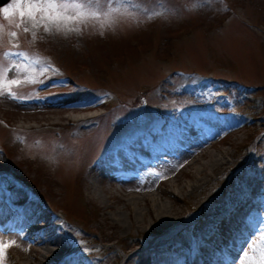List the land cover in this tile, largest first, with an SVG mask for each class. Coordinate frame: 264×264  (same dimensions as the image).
Instances as JSON below:
<instances>
[{
    "label": "rangeland",
    "instance_id": "obj_1",
    "mask_svg": "<svg viewBox=\"0 0 264 264\" xmlns=\"http://www.w3.org/2000/svg\"><path fill=\"white\" fill-rule=\"evenodd\" d=\"M113 7L120 11L108 19L101 17L86 26L80 25V31L68 34L55 30L45 32L43 27L33 29L29 22L21 23L18 17L7 18L6 22L0 23V44L10 43L0 46V61H3L0 66L9 69L8 79L32 81L13 86V93L29 94L30 90L32 96L41 98L46 96L47 90L72 92L70 87H64L69 85L68 82L40 86L48 81L75 80L79 83L75 94L103 98L104 104H99L98 110L108 108L106 112L90 118L88 126L81 129L80 122L73 117L80 110L74 107L70 112L61 109L56 106L57 99L53 103L22 106L0 95V117L7 124L33 128L38 133H53L57 128L62 131L61 136L52 134L57 138L56 141L51 140L53 143L41 144L39 140L35 144L33 137L28 136L29 142L21 144L14 137L17 130L1 123L0 143L7 155L0 153V172L19 179L11 171L16 172L29 182L45 201L56 207L52 211L59 215L60 223L72 220V230L77 232L76 223L80 221L95 233L92 239L110 244L108 253L105 250L106 254L100 259L95 254L97 248L94 243L81 244L82 249L89 251L95 264H129L133 257L128 258L142 250L134 251L141 245L134 242L142 232L157 235L160 240L164 237L161 232L181 222L185 216L191 214L193 218L197 213L208 211L218 212L220 219L229 218L230 227L226 233H240L237 237L231 236L232 239L240 238L237 247L244 248L240 256L231 261V264H239L243 252L251 248L241 235H252L250 240L254 241L257 233L247 229L239 231V221L235 218L241 215L235 216L234 206L239 202L235 191L244 185V181L240 178L234 184L226 174L230 168L240 164L241 159L246 160L248 150L243 148L244 144L250 143L257 148L256 143L260 139L254 142V138L264 137V131L261 132L263 121L231 129L220 136L216 135L218 129H212L213 136L199 150L188 152L179 148L176 153H170L171 157L160 158L156 162V157L164 156L158 155L151 160L152 164L139 167V175L134 167L129 171L109 173L104 169L100 175L98 169H90L89 162L100 145H104L106 133L110 136L108 145H117L123 136L129 137L138 130L137 122L119 126L120 121L136 119L145 127L156 122L171 130L176 123L189 121L191 117L201 126L225 127L234 118L247 115L252 101L264 96V88L257 92L238 90V101L237 94L232 93L235 102L228 87H214L198 97L183 92L175 94L171 89L175 81H179L177 85L180 86L183 81L195 80V72H199L202 78L236 80L242 85L264 87V0H128L127 4H114ZM17 23H21L20 28L16 27ZM24 27H28L29 32H24ZM12 31L17 32L16 37L10 35ZM11 44L29 46L23 49ZM9 51H22L29 61L39 59L37 68L40 75L31 69L17 72L11 68L10 61L3 56ZM14 59L13 64H29L18 57ZM175 71L183 81L177 76L172 82L167 80ZM159 91H164L165 95L161 96ZM141 97L151 105L133 106L132 100ZM65 98L74 100L72 96ZM116 98L122 101L123 111L115 109ZM64 111H67L65 115ZM75 120L76 124L70 127ZM89 127L92 130L87 129ZM94 130H97L96 134ZM118 135L123 136L119 138ZM148 135L137 132L135 136L144 140ZM261 144L264 147V138ZM141 153L146 152L141 150ZM177 153V157L172 155ZM124 158L130 159L126 155ZM171 159L173 161L169 163ZM263 161L264 157H261L249 167L257 168ZM154 165H166L162 168L165 175L150 179ZM127 179L136 182H128ZM118 180L122 182L118 183ZM21 182L25 184L23 180ZM261 183V178H256L254 188L257 189ZM15 188L12 195L20 196L22 190L24 192L22 187V190ZM4 194L0 191V197ZM156 201L162 207H156ZM230 203H233V208L229 207ZM165 209V215L158 214L157 210ZM255 209L257 213L262 211L259 205ZM139 210L143 212L140 215L137 214ZM47 234L50 239L61 241L57 243V252L41 262L28 256V249L14 235L8 237V241L16 242L17 249H11L16 264H25V260L31 264H50L54 257L67 249L62 238L55 233ZM132 238L134 240L129 241ZM116 247L121 249V260L113 252ZM38 248L40 246L35 248L36 252L40 250ZM187 248L184 243L179 250L183 257ZM206 254L207 258L200 264H207L211 254ZM253 255L251 252L243 258L252 260ZM141 259L149 260V257H139L137 261ZM135 262L131 261V264Z\"/></svg>",
    "mask_w": 264,
    "mask_h": 264
},
{
    "label": "snow or ice",
    "instance_id": "obj_2",
    "mask_svg": "<svg viewBox=\"0 0 264 264\" xmlns=\"http://www.w3.org/2000/svg\"><path fill=\"white\" fill-rule=\"evenodd\" d=\"M128 0H10L7 7H0V14L5 18L18 17L21 23L29 22L33 29L43 27L45 32L55 30L60 33L68 34L72 31H80V25H87L90 21H99L101 17L108 19L114 12L120 11L114 4H127ZM105 5L107 7L105 8ZM21 23L16 27L20 28ZM74 25V27H70ZM24 32H29L28 27H24ZM103 34V32H101ZM12 37L17 36L16 31L10 33ZM3 56L18 57L22 61H28L29 66L32 63H39V59L29 61V57L22 51L4 52ZM17 72H26L28 69L20 64L10 66ZM9 69L0 66V95H9L12 99H23L12 93L13 86L21 83H31L30 79L21 81L19 79H8ZM97 101L99 98H96ZM92 101H84L81 106H90ZM262 239H264V229ZM15 241H0V264H3L5 251L8 247L15 244ZM248 252H243L239 264H264V249H261L259 259L246 260Z\"/></svg>",
    "mask_w": 264,
    "mask_h": 264
},
{
    "label": "bare ground",
    "instance_id": "obj_3",
    "mask_svg": "<svg viewBox=\"0 0 264 264\" xmlns=\"http://www.w3.org/2000/svg\"><path fill=\"white\" fill-rule=\"evenodd\" d=\"M178 193H180V192H178ZM154 204H155L156 207H162L159 201L154 202ZM156 207H155V209H156ZM165 211L167 212V209L162 210V211L157 210L158 214L160 213L161 216L165 215L164 214ZM52 213L54 214L53 211H52ZM142 213H143L142 210L141 211L140 210L137 211V214H139V215L142 214ZM49 217H50V215H49ZM52 217H53V215H52ZM46 219L47 218H46V216L43 215V212L36 213L33 217H31L28 220L23 219L21 221L23 225L21 224V226H20V227H22L23 230H26L27 235L29 236V238H32V240L35 243L39 244L40 248H38V249H40V250L38 252H36L37 251L36 249H35V251L32 250L33 251L32 252V256H30V257L33 260H39L40 259V262L43 261L44 258L50 257V255L53 256V254L55 252H57V242L56 241L43 240V239L41 240L40 239L42 237V233L48 231V229L50 228L49 224H47V225L45 224L46 223ZM41 222L44 223V224H42L43 226L40 227L39 225H36L37 223H41ZM143 251L144 250H140V251L138 250L134 255L130 256L128 259H130L132 257L134 258L135 255L141 254V253H143ZM140 257L144 258L143 255H140ZM24 262H25V264H31L28 260L27 261L25 260ZM35 264H38V263L36 262ZM132 264H149V260L141 259V260L136 261L135 263H132Z\"/></svg>",
    "mask_w": 264,
    "mask_h": 264
}]
</instances>
